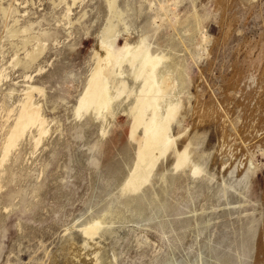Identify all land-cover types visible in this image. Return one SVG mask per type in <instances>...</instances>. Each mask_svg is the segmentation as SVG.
I'll use <instances>...</instances> for the list:
<instances>
[{"label": "rangeland", "instance_id": "374dc122", "mask_svg": "<svg viewBox=\"0 0 264 264\" xmlns=\"http://www.w3.org/2000/svg\"><path fill=\"white\" fill-rule=\"evenodd\" d=\"M108 39L171 70L139 188L144 78L92 102ZM0 264H264V0H0Z\"/></svg>", "mask_w": 264, "mask_h": 264}, {"label": "bare ground", "instance_id": "6f19581e", "mask_svg": "<svg viewBox=\"0 0 264 264\" xmlns=\"http://www.w3.org/2000/svg\"><path fill=\"white\" fill-rule=\"evenodd\" d=\"M111 41L106 42V48L109 51V60L107 61L110 64V67L104 68V70L103 68H98V74L95 75V78H93L95 79L93 84L91 83L92 102L97 103L101 109H107L111 106V103L116 95L121 96L122 92L126 91L127 88H129L127 87V82L117 83L115 81V91L112 92L110 91L108 85V82L116 77V70L119 68L121 69V67L124 68V64L130 65L134 76H136L137 78L139 76L144 78L141 94L138 96L137 102L134 106V111L131 110V112H133L132 118L134 127L142 126L145 133V136L140 143L141 152L140 156L138 157L139 162L137 165H135V173L132 174L131 178L128 181V184L130 186L138 187V184H140V182H142L148 174L151 165H154L152 163L154 161L156 148H160L161 151H163L162 148L164 146H167L166 138L168 136V128H170V121L173 118V114L176 112V106L172 102H169V100L165 99L166 97L164 95V92L165 90L167 92V88H165V85L160 86V84L167 82V77L165 76L166 74L168 75L171 70L169 71L170 67L163 66L164 63L162 62V60L164 58L160 57L162 59L161 60L160 58L153 56L152 54H150V52H147L146 48L144 49L141 45H139V47H131L125 43V45L121 47V45L119 46L118 44L121 42V40H114V42ZM143 78H141V80ZM89 92L91 93V91ZM24 109L25 110L21 114L22 117L17 124L14 136H17V133L20 134V132L23 131L29 123L33 121L36 122L41 119L38 114V109L31 105L30 102L26 103ZM89 229H91V227ZM90 231H92V229L89 230V232Z\"/></svg>", "mask_w": 264, "mask_h": 264}]
</instances>
